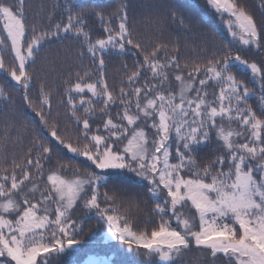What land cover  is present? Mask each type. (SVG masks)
<instances>
[{"label": "snow or ice", "instance_id": "1", "mask_svg": "<svg viewBox=\"0 0 264 264\" xmlns=\"http://www.w3.org/2000/svg\"><path fill=\"white\" fill-rule=\"evenodd\" d=\"M205 3L221 19L227 16V30L241 50L264 54V22L258 23L251 10L239 0ZM25 5L26 0H0V53L9 51L15 61L9 66L0 54V70L22 85L25 100L50 136L76 157H86L92 170L81 175L74 169L69 178L62 175L67 166L60 165L46 174L45 162L54 151H62L51 141L36 145L35 155L29 149L22 159L13 156L8 162L4 157L0 264H51L54 257L80 245L83 229L71 213L81 201L107 226L110 238L141 258L136 264H176L175 258L193 246L213 258L221 255L226 264H264V59L250 61L226 49L203 62L182 64L178 47L169 52L167 44L158 43L147 50L134 38L126 5L118 9L114 26L102 11L77 9L64 0L56 5L62 20L53 22L49 15L47 26L30 28ZM257 10L264 17V0ZM90 11L101 22L103 38L93 39L86 30ZM170 13L184 24L178 9ZM69 34L82 40L79 56H89L96 66L95 72H76L74 80L65 81L62 103L77 125L74 140L62 136L56 122L49 123L50 92L41 86L38 105L27 95L29 63L45 43ZM129 49L142 60L125 73L116 94L105 75L104 56ZM234 68L246 70L255 88L237 79ZM210 83L218 91L210 93ZM257 92L259 107L254 110L248 101ZM0 98L8 99L3 87ZM92 98L104 105L102 129H94L90 120L96 112ZM113 106L119 109L115 118ZM213 139L216 155L207 162L197 160L200 148ZM128 180L145 187L155 201L159 223L150 232L134 231L108 192L101 200L100 188ZM103 264H109L108 259Z\"/></svg>", "mask_w": 264, "mask_h": 264}, {"label": "trees", "instance_id": "2", "mask_svg": "<svg viewBox=\"0 0 264 264\" xmlns=\"http://www.w3.org/2000/svg\"><path fill=\"white\" fill-rule=\"evenodd\" d=\"M8 2L15 3V0ZM63 2L64 0H26L25 15L29 28L33 24L37 27L47 26L49 15L52 16L53 22L62 20V10L56 5ZM71 2L77 9L102 11L105 16L112 18L114 26L118 24L116 20L118 9L126 5L128 25L134 38L147 50H151L158 43L167 44L169 52L178 47L182 64L185 60L203 62L213 54H222L226 49H230L233 54L239 51L250 61L264 59V54H257L255 49L241 50L240 44L233 40L227 30L225 23L227 16L221 19L207 7L205 0H71ZM239 3L255 14L258 23L264 22V17H261L257 10L259 0H239ZM173 7L179 10L180 16H183V25L178 20L172 19L170 9ZM86 30L93 39L103 38L105 35L100 20L91 11L87 17ZM0 34H2V23H0ZM81 50L82 40L75 39L69 34L64 39L45 43L35 62L29 63L27 67L32 74V81L27 90L29 99L34 105H38L41 86L45 91L50 92L49 123L56 122L60 134L73 140L77 136V125L71 118L69 109L62 103L66 100L65 81L70 78L74 80L76 72L96 71V66L92 64L89 56L83 58L79 56ZM134 53V49L119 54L115 51L105 53V75L116 94L121 81L127 78L125 73L133 70L138 59L142 60V55L138 57ZM0 54L4 56L7 65L11 66L15 63L14 56L9 51ZM125 64L127 67H124ZM232 71L237 79L243 80L250 88H255L246 70L234 68ZM0 87L5 89L8 96L6 100L0 98V165L5 164V156L8 162L13 156L22 159L29 149H32L35 155L36 145L51 141L62 151H54L51 160L45 162L46 174L49 169H55L60 165L67 166V171H62V175L69 178L73 176L74 169H79L81 175L92 170L86 157H76L50 136L48 127L40 121L34 108L25 100V89L2 70H0ZM214 90L218 91L210 83L208 91L211 93ZM88 97H91L90 93ZM258 97L259 92L256 97L248 101L254 110L259 107ZM92 99V106L96 112L90 120L95 121L94 129L97 125L102 129V121L107 119L101 112L104 105L102 102L97 103L95 98ZM118 110L116 106L110 109L113 118L116 117ZM82 113L83 109H80V114ZM217 147L213 139L207 146L200 148L196 159L207 162L216 155ZM41 183L43 184V181ZM100 192L101 200L104 192H108L109 196L114 198V207L119 208V214L127 218L134 231L150 232L159 223V217L154 211L155 201L142 185L131 180L113 181L100 188ZM71 215L83 229L78 237L81 244L59 257H54L51 264H80L93 254L106 256L114 264H136L141 259L128 253L126 246L121 245L119 241L109 239L107 226L98 223L95 213L85 209L82 201ZM175 259L176 264H226V259L221 255L218 254L213 258L207 250L195 246L185 250Z\"/></svg>", "mask_w": 264, "mask_h": 264}, {"label": "rangeland", "instance_id": "3", "mask_svg": "<svg viewBox=\"0 0 264 264\" xmlns=\"http://www.w3.org/2000/svg\"><path fill=\"white\" fill-rule=\"evenodd\" d=\"M107 237L109 238V239H111L110 238V236L107 234ZM105 259H108V261H109V264H114V263H112V261L109 259V258H107L106 256H99V255H89L88 257H86L80 264H88V262L90 261V260H92V261H95V264H103V262H104V260Z\"/></svg>", "mask_w": 264, "mask_h": 264}]
</instances>
